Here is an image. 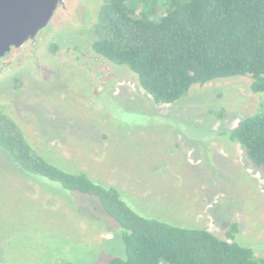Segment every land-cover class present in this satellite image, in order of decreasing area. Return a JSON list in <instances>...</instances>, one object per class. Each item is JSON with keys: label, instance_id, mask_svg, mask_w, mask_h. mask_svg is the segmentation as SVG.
Listing matches in <instances>:
<instances>
[{"label": "rangeland", "instance_id": "1", "mask_svg": "<svg viewBox=\"0 0 264 264\" xmlns=\"http://www.w3.org/2000/svg\"><path fill=\"white\" fill-rule=\"evenodd\" d=\"M105 2L67 0L70 11L59 9L34 46L0 63V107L35 148L116 186L138 214L264 257V170L229 137L264 93L234 76L155 102L127 65L94 51ZM125 254L122 229L95 198L30 177L0 147V264H108Z\"/></svg>", "mask_w": 264, "mask_h": 264}, {"label": "trees", "instance_id": "2", "mask_svg": "<svg viewBox=\"0 0 264 264\" xmlns=\"http://www.w3.org/2000/svg\"><path fill=\"white\" fill-rule=\"evenodd\" d=\"M93 33L94 51L127 65L157 103L176 102L195 84L234 76L251 78V89L264 93V0H106ZM229 137L264 170V104ZM0 147L30 177L89 195L115 219L126 254L108 264H264V257L238 241L138 214L116 186L35 148L4 107Z\"/></svg>", "mask_w": 264, "mask_h": 264}, {"label": "water", "instance_id": "3", "mask_svg": "<svg viewBox=\"0 0 264 264\" xmlns=\"http://www.w3.org/2000/svg\"><path fill=\"white\" fill-rule=\"evenodd\" d=\"M67 0H0V60L37 41Z\"/></svg>", "mask_w": 264, "mask_h": 264}, {"label": "flooded vegetation", "instance_id": "4", "mask_svg": "<svg viewBox=\"0 0 264 264\" xmlns=\"http://www.w3.org/2000/svg\"><path fill=\"white\" fill-rule=\"evenodd\" d=\"M59 12H60V10H58ZM70 11V9L68 8V10H67V12L66 13H68ZM38 42V41H37ZM36 42V43H37ZM36 43H32V42H28L26 45H25V47H27L28 45H30V46H34ZM24 47V48H25ZM23 49H21V51H22ZM20 52V51H19ZM8 58V57H7ZM13 59H3V60H0V63H6V62H9L10 64H12L13 63V60H16L17 59V57H16V55H14L13 57H12Z\"/></svg>", "mask_w": 264, "mask_h": 264}]
</instances>
